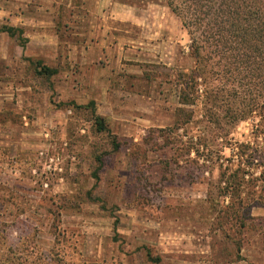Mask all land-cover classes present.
Returning a JSON list of instances; mask_svg holds the SVG:
<instances>
[{
    "label": "rangeland",
    "instance_id": "obj_1",
    "mask_svg": "<svg viewBox=\"0 0 264 264\" xmlns=\"http://www.w3.org/2000/svg\"><path fill=\"white\" fill-rule=\"evenodd\" d=\"M122 1L168 8V0ZM46 64L21 67L29 89L0 102V264H182L175 259L201 257L207 264H264V203L247 206L241 232L235 218L217 215L230 203L219 195L218 166L239 160V144L243 164L256 176L264 170L260 114L227 127L206 152L212 135L198 112L174 128L191 107L178 104L181 86L159 82L178 73L152 71L124 78L126 90L115 95L118 106L99 131V111L79 74L66 75L70 70L50 58ZM43 66L57 73H42ZM187 242L202 253L174 252Z\"/></svg>",
    "mask_w": 264,
    "mask_h": 264
},
{
    "label": "crops",
    "instance_id": "obj_2",
    "mask_svg": "<svg viewBox=\"0 0 264 264\" xmlns=\"http://www.w3.org/2000/svg\"><path fill=\"white\" fill-rule=\"evenodd\" d=\"M155 7L141 10L122 0H0L1 104L11 99L13 92L29 89L21 74V67L29 66L27 58L45 65L50 58L56 67L64 65L70 70L66 75L79 74L101 117L118 106L115 95L126 90V76L135 80L152 71L168 75L186 72L192 59L187 47L181 46L185 38L177 35L176 17L169 7ZM3 27L17 33L10 36ZM74 65L78 73L72 72ZM159 84L174 88L169 80ZM183 244L184 250L174 248V252L202 253L201 248L196 251L188 242ZM201 258L175 261L208 263L206 257Z\"/></svg>",
    "mask_w": 264,
    "mask_h": 264
},
{
    "label": "trees",
    "instance_id": "obj_3",
    "mask_svg": "<svg viewBox=\"0 0 264 264\" xmlns=\"http://www.w3.org/2000/svg\"><path fill=\"white\" fill-rule=\"evenodd\" d=\"M204 1L168 0L167 3L181 19L192 41L189 51L192 67L172 79L174 88L181 86L178 104L191 110L186 113L185 122L178 124L176 119L174 128L191 123L198 112L199 122H205L212 135L204 147L206 152H213L212 145L227 136L226 128L251 114H260L261 122L256 129L264 134V0H215L214 6H206ZM190 10L195 16L188 20ZM2 30L10 36L17 33L10 27ZM18 37L23 43L20 32ZM27 62L29 66L33 63L28 58ZM42 73L52 75L57 71L43 66ZM94 119L98 130L104 131L103 117L96 115ZM241 150L244 152V144L238 145L236 163L227 160L226 165L218 166L222 183L219 195L229 197L230 203L218 208L217 215L235 218L239 232L244 226L243 215L252 202L264 203V170L258 176L250 171L240 159ZM212 195L211 192V198ZM238 249L240 252V243Z\"/></svg>",
    "mask_w": 264,
    "mask_h": 264
}]
</instances>
